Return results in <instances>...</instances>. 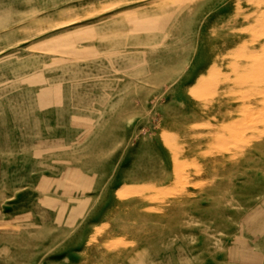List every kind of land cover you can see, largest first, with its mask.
<instances>
[{
    "label": "rangeland",
    "instance_id": "1",
    "mask_svg": "<svg viewBox=\"0 0 264 264\" xmlns=\"http://www.w3.org/2000/svg\"><path fill=\"white\" fill-rule=\"evenodd\" d=\"M0 264H264V0H0Z\"/></svg>",
    "mask_w": 264,
    "mask_h": 264
}]
</instances>
